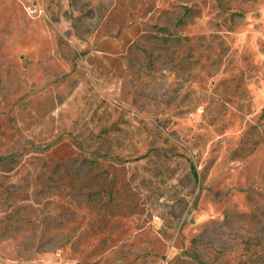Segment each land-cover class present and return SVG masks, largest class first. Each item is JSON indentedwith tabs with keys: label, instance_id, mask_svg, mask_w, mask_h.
<instances>
[{
	"label": "rangeland",
	"instance_id": "rangeland-1",
	"mask_svg": "<svg viewBox=\"0 0 264 264\" xmlns=\"http://www.w3.org/2000/svg\"><path fill=\"white\" fill-rule=\"evenodd\" d=\"M0 264H264V0H0Z\"/></svg>",
	"mask_w": 264,
	"mask_h": 264
}]
</instances>
